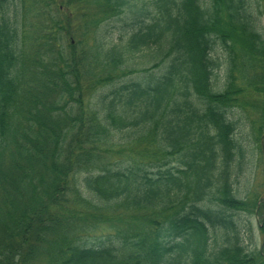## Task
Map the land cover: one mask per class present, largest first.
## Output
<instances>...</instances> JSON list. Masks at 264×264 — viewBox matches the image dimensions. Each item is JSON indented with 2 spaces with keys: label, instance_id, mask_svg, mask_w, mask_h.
I'll use <instances>...</instances> for the list:
<instances>
[{
  "label": "trees",
  "instance_id": "1",
  "mask_svg": "<svg viewBox=\"0 0 264 264\" xmlns=\"http://www.w3.org/2000/svg\"><path fill=\"white\" fill-rule=\"evenodd\" d=\"M263 19L264 0H0V264H264L235 220L264 201L235 189L264 155Z\"/></svg>",
  "mask_w": 264,
  "mask_h": 264
},
{
  "label": "rangeland",
  "instance_id": "2",
  "mask_svg": "<svg viewBox=\"0 0 264 264\" xmlns=\"http://www.w3.org/2000/svg\"><path fill=\"white\" fill-rule=\"evenodd\" d=\"M66 2V0H63ZM136 1V0H135ZM65 8V7H64ZM64 15H67L70 18V31L74 33V36L76 40L81 41L82 38V32L81 30L82 25L80 23V17L78 15V12L72 7L70 9L65 8ZM264 20V19H263ZM106 29L110 34H115L121 28L123 27V22L120 20H115L108 22L106 24ZM72 39V38H71ZM86 39V37L82 38ZM70 40V39H69ZM74 43V40L72 41ZM88 41H85L87 44ZM64 44H68L67 40H64ZM86 49L87 47L82 44L78 47V50L83 51V49ZM221 53V51H220ZM137 59V58H136ZM142 60V61H141ZM146 59H137L136 65H141L143 63H146ZM218 75V81L221 85L223 82V73L221 71L217 72ZM135 76V75H134ZM248 148V146H247ZM256 145H249V149L247 152V161L246 165L243 169V174L239 175L235 180L236 184V191L239 192V194H242L243 198H245L246 193L249 192H255L257 195H264V155L262 156L261 163H258V155L259 151ZM261 150H263L264 153V141L261 146ZM260 208L261 211L260 214L256 215H250L247 213H241L235 215V220L239 223V226L241 227V235L243 239V243L245 246L248 247L249 250H256L262 248V242L264 239L263 234L261 233V225H264V201L260 202ZM251 225V226H250ZM251 228V230H249ZM98 231V232H96ZM94 233L93 239H91V243H94L95 240L100 237L101 235L105 234V232L113 231V229L102 231L101 229L96 230Z\"/></svg>",
  "mask_w": 264,
  "mask_h": 264
}]
</instances>
